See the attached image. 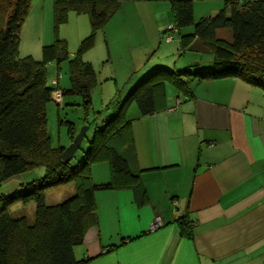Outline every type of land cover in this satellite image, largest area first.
<instances>
[{
  "label": "crops",
  "instance_id": "0c3cea01",
  "mask_svg": "<svg viewBox=\"0 0 264 264\" xmlns=\"http://www.w3.org/2000/svg\"><path fill=\"white\" fill-rule=\"evenodd\" d=\"M115 1L118 8L103 27L106 43L112 42L107 36L112 22L126 35L131 31L129 8L140 9V24H148L154 33L170 32V41L174 39L171 0H162L165 7L151 13L152 21L140 5L151 0ZM224 1L192 0L194 18L215 14ZM172 46L175 55L180 45ZM161 48L128 45L131 74L143 77L153 69V64L147 66L148 56ZM191 51L182 58L180 71L212 67L211 59L204 64L198 55L205 54L204 48ZM179 60H174V67ZM53 81L58 83L57 77ZM189 86L187 94L166 84L151 114L142 116L134 103L129 106L130 126L120 148L128 145V164L139 184H129L128 175L120 174L118 187L95 190L90 226L83 242L73 247L77 260L264 264V90L238 77L193 79ZM36 175L20 178L27 181ZM111 176L106 160L91 164L94 183ZM157 217L161 224L151 229ZM181 217L188 221V235L181 234Z\"/></svg>",
  "mask_w": 264,
  "mask_h": 264
},
{
  "label": "trees",
  "instance_id": "16d2710c",
  "mask_svg": "<svg viewBox=\"0 0 264 264\" xmlns=\"http://www.w3.org/2000/svg\"><path fill=\"white\" fill-rule=\"evenodd\" d=\"M29 7L30 0H0V183L40 167L44 172L21 180L11 194L0 192V264H88V259L75 258L73 247L83 242L90 226L95 190L118 187L120 174L128 175L129 184H139L128 164V145L120 148L130 126L126 118L129 106L134 103L142 116L151 114L158 97L165 94L166 84L190 94L193 79L238 77L264 90V0H225L215 14L198 19L193 15L192 0H171L181 52L204 48L211 54L212 67L180 71L159 66L147 73L118 100L116 112L94 131L89 148L75 165L62 160L65 146L50 143L46 105L53 100V91L60 89L58 83L47 84L46 62L52 58L68 62L70 88L60 90L61 104L63 95L79 94L90 109L97 75L83 55L95 45L97 33L118 5L115 0H56V28L67 20L69 11H75L88 15L90 32L75 52H69L65 39L56 37L44 46L41 59L19 56L20 30ZM187 26L193 27L192 32L183 33ZM220 28H229L231 39L218 37ZM68 131L72 140L76 135L72 124ZM102 160L110 165L111 180L94 183L90 166ZM68 182L75 183L73 195L55 204L45 201L46 189ZM31 200L35 203L33 220L11 210L14 203ZM187 223L185 217L179 219L182 235L190 234Z\"/></svg>",
  "mask_w": 264,
  "mask_h": 264
},
{
  "label": "rangeland",
  "instance_id": "374dc122",
  "mask_svg": "<svg viewBox=\"0 0 264 264\" xmlns=\"http://www.w3.org/2000/svg\"><path fill=\"white\" fill-rule=\"evenodd\" d=\"M55 1L56 0H30L28 14L20 30V57L30 55L35 59L43 58L44 46L53 43L56 37L65 39L69 52H75L81 40L89 34L90 23L88 15L75 11H69L67 20L56 28L54 17ZM140 5H142V10L148 13L150 21H152L150 18L152 12L156 10L161 11L165 7V3L162 0H151ZM2 7L4 11L7 10L8 12L6 1H3ZM136 10L140 9L129 8L126 11L128 26L131 27V31H129L127 35L122 33V30L119 27L117 28L114 22H112V24L107 27V36L112 42L110 44L109 42H105L107 39L105 40V30L102 28L97 33L95 41L96 46L89 49L83 55L84 60L91 62L98 77L97 84H94L91 90L90 109L85 108L83 98L79 94L63 95V103L60 105L54 100L49 101L46 105L47 131L52 146L62 145L66 147L70 144L72 140L68 134V128L71 124L74 126L77 134L87 122L90 123L80 147L71 159V165L79 163L84 152L89 148V141L94 131L101 128L103 122L116 112L119 103L118 100H123L130 90L148 72L158 68V66L180 70L183 64L182 58L184 56L186 57V55L189 56V54L193 52L186 49L181 53V48H179L175 51V55L172 54L171 52H174L172 45H180L178 42V33L173 32L174 39L170 42H165V37L170 34V32L154 33L148 24H140L137 21V17L142 16V14L137 15ZM134 16H136L135 19H133ZM192 30V26H187L182 29V32L188 33L192 32ZM110 31H112V33ZM216 34L218 37L228 40L231 39V30L229 28L217 29ZM108 44L110 45V51H108ZM142 44L162 45V48L159 51L155 50L151 53L152 58L148 56L149 64L147 66L153 64V69L148 71L143 77L137 75L136 72H132L133 77L131 79V71L128 69L129 62H127L128 55L126 51L128 45ZM196 52L197 51H195V53ZM198 55L201 56L204 64L211 59V54L208 52ZM178 59L181 60H179L174 67V60ZM46 66V80L49 86H51L53 78L56 79L57 77L58 88L60 90L70 88V76L66 59L58 62L56 58H52L46 62ZM190 68L193 69V67ZM202 69H205V67ZM202 71L208 70L205 69ZM114 72L117 74V78L110 77V74ZM116 89H119L118 93H116ZM34 172L40 176L43 174L44 170L40 167ZM24 176L25 175H23L22 178H24ZM20 181V177H14L0 183V192L11 194V192L16 190ZM75 191L76 186L74 182L60 184L46 189L45 201L49 204L59 203L73 195ZM11 210L21 212L27 215L30 220H33L35 203L33 200L27 203L16 202L11 206Z\"/></svg>",
  "mask_w": 264,
  "mask_h": 264
},
{
  "label": "water",
  "instance_id": "95a60500",
  "mask_svg": "<svg viewBox=\"0 0 264 264\" xmlns=\"http://www.w3.org/2000/svg\"><path fill=\"white\" fill-rule=\"evenodd\" d=\"M89 128V123L87 122L80 131L74 136L72 141L68 146L65 147L64 151L61 153V158L64 162L72 159L74 153L80 147V144L85 136L86 130Z\"/></svg>",
  "mask_w": 264,
  "mask_h": 264
},
{
  "label": "built area",
  "instance_id": "2783aa9c",
  "mask_svg": "<svg viewBox=\"0 0 264 264\" xmlns=\"http://www.w3.org/2000/svg\"><path fill=\"white\" fill-rule=\"evenodd\" d=\"M170 30L175 31V30H176L175 26H174V25H171ZM171 39H172V35H171V34H168V35L166 36V40H167V41H170ZM53 83H57V82H56V81H53ZM52 99H53L58 105H60L61 102H62V93H61V91H60V90H55V91H53ZM160 224H161V221H160V219L157 217V218L153 221V223L151 224V229H155V228L158 227Z\"/></svg>",
  "mask_w": 264,
  "mask_h": 264
}]
</instances>
